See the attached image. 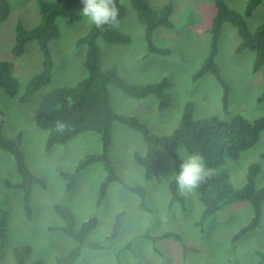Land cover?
<instances>
[{
  "label": "rangeland",
  "instance_id": "obj_1",
  "mask_svg": "<svg viewBox=\"0 0 264 264\" xmlns=\"http://www.w3.org/2000/svg\"><path fill=\"white\" fill-rule=\"evenodd\" d=\"M37 0H7L9 12L0 22V61H11L13 75L19 88L13 97L0 88V112L4 121L2 135L6 138L21 133L20 151L28 170L45 181V188L31 186V218L25 219L21 206V193L5 187L4 180L18 182L19 177L13 159L0 149V208L8 212L4 239V256L0 264H14L12 248L28 245L30 253L23 264L41 259L43 264H55L74 245V241L60 230L51 229L61 225L53 210L60 203L74 216V226L88 216L94 215L97 223L86 240L98 241L108 234L114 214L123 211L121 230L112 240L110 249H83L73 264H264L256 251L264 247V201L261 203L259 225L240 238L231 241L233 233L245 224L251 213L246 201H235L216 210L201 226L196 221L202 210L193 190L177 192L183 205L169 202L168 182L172 177V164L163 148L156 149L151 178H144L143 169L133 159V153L144 152L140 135L117 121L112 122L108 157L116 174L128 185L143 189L144 206H139V196L109 182L100 205H95L98 185L104 176L99 162L87 165L78 172L73 188L65 191L63 181L55 172L56 167L71 170L77 160L86 153L100 151V137L93 132H82L65 144H56L44 151L46 130L35 125L36 105L46 91L57 86H72L85 75L83 68L84 46L75 47V40L85 34L91 24L82 16V0L71 6L78 15L72 23L55 19L58 35L48 42L53 67L49 81L38 88L28 102L20 103L19 95L25 82L40 70L41 55L35 41L25 44L23 52L14 57L11 45L15 26L31 28L39 20ZM47 1V0H44ZM227 6L241 13L246 0H223ZM151 9H158L170 2L169 16L172 27H157L152 34L155 46L168 48L165 55L150 53L144 56L143 25L136 18L129 0H120L125 14L118 23L109 25L129 36L126 45L110 44L102 37L96 39L100 50V67H114L129 83H153L162 79L167 106L157 109L156 97L148 94L135 99L109 84V100L117 113L135 116L153 133H169L177 124L186 102L193 105V117L216 115L221 119L239 114L247 119L264 116V100L257 102L256 96L264 89V67L252 72L253 54L248 49L235 52L238 36L235 28L225 22L222 25L214 61L221 77L226 82L227 112L221 107L222 89L208 72L197 79L191 76L207 51V28L214 13L212 0H146ZM247 26L253 30L264 24V0L246 18ZM181 163L189 154L177 148ZM256 163L259 171L255 176L256 187H264V130L257 141L240 152L237 161H226L229 180L234 188L242 186L247 165ZM174 232L182 243L171 237L152 241L149 236L163 232Z\"/></svg>",
  "mask_w": 264,
  "mask_h": 264
},
{
  "label": "trees",
  "instance_id": "obj_2",
  "mask_svg": "<svg viewBox=\"0 0 264 264\" xmlns=\"http://www.w3.org/2000/svg\"><path fill=\"white\" fill-rule=\"evenodd\" d=\"M79 0H37L39 20L31 28L15 26V35L11 45V54L19 56L29 41H35L41 55L40 70L27 80L22 92L16 96L20 103L28 102L32 94L46 84L50 79L53 67L48 42L58 35L55 24L56 18L63 19L66 23H72L78 15L71 11V6ZM261 0H246L241 13L235 11L225 4L223 0H212L214 13L210 19L207 34V51L205 57L192 74L191 78L197 79L204 73H210L220 85L221 107L227 112V89L228 86L222 79L219 68L214 61L217 53V44L223 23L227 22L235 28L238 43L235 52L248 49L252 52V72L264 67V24H259L250 30L246 18L260 4ZM119 9L118 18L125 14L124 6L120 0H116ZM129 5L134 10L136 18L143 25V40L145 43L144 56L155 53L165 55L169 53L168 48L157 47L152 41V34L157 27L170 29L172 22L169 16L172 12L170 2L163 4L158 9H151L146 0H129ZM9 12L7 0H0V22ZM102 37L107 43L126 45L129 36L106 25L97 28L91 25L87 32L78 37L75 47L84 46L83 68L85 75L72 86L54 87L40 97L34 113L35 125L47 131L43 149L48 151L53 145L65 144L74 136L82 132H93L100 137V151L97 153H86L81 156L71 170L55 168L58 177L61 178L65 191L73 188L78 172L89 164L99 162L104 176L98 185L95 205L98 207L106 194L107 184L116 182L122 188L136 193L139 198V206H144L143 189L139 186L126 184L114 171L108 157V146L110 144V129L113 121L126 125L136 131L144 142V152L133 153L134 161L142 167L144 178H151L152 164L155 160L156 149L163 148L171 160L172 177L168 182L169 202H178L183 205V198L178 194V184L175 176L180 170L181 160L177 152L182 147L189 155H199L207 175L199 184L192 188L196 198L202 204V210L196 225L201 226L209 215L224 205L235 201H246L251 207L248 221L240 226L231 236L234 241L248 231L259 225L261 203L264 201V187H256L254 179L259 171V165L251 163L247 165L245 180L242 186L234 188L229 180V171L224 168L226 161L235 162L240 152L251 147L258 139L260 131L264 130V116L255 119H247L239 114L228 119H221L216 115H208L200 118L193 117V105L186 102L175 127L167 134L158 135L153 133L138 118L128 114L114 111L109 100L108 85L111 84L122 93L131 98H141L152 94L157 100V109L162 110L168 104L165 87L168 85L162 79L153 83H129L125 81L114 67L102 69L100 67V50L96 39ZM0 88L4 94L13 97L17 94L19 85L13 75V64L11 61H0ZM257 102L264 100V89L256 96ZM4 117L0 112V149L9 154L13 159L18 182L4 180L5 187L17 189L21 193V206L25 219L31 218L30 192L33 184L45 188L43 178L33 174L25 165L20 151L21 133L17 132L13 137L6 138L2 135ZM63 124L62 130L57 125ZM53 210L61 220L60 226L51 229L60 230L74 241V245L62 257L55 258V264H73L80 256L83 249L103 250L110 249L112 240L121 230L124 217L123 211L114 214L110 230L103 239L98 241L86 240L87 235L94 229L97 218L90 215L85 218L77 228L74 226V216L70 208L55 203ZM8 212L0 208V262L4 256V239L6 230V219ZM171 237L182 243L180 236L174 232H163L157 236H149L155 241L161 238ZM28 245H19L12 248L14 264H23L25 257L30 253ZM256 255L264 258V247L256 251ZM31 264H43L41 259L34 260Z\"/></svg>",
  "mask_w": 264,
  "mask_h": 264
},
{
  "label": "clouds",
  "instance_id": "obj_3",
  "mask_svg": "<svg viewBox=\"0 0 264 264\" xmlns=\"http://www.w3.org/2000/svg\"><path fill=\"white\" fill-rule=\"evenodd\" d=\"M82 16L97 28L118 23L119 9L116 0H82ZM63 124H58L62 130ZM207 175L201 156L193 154L185 159L175 179L181 190H191L196 187Z\"/></svg>",
  "mask_w": 264,
  "mask_h": 264
}]
</instances>
